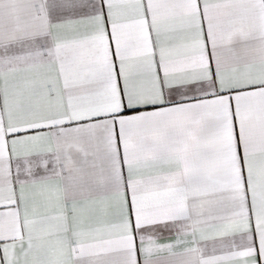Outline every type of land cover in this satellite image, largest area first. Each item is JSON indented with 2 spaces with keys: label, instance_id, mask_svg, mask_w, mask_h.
<instances>
[{
  "label": "snow or ice",
  "instance_id": "6c2138e0",
  "mask_svg": "<svg viewBox=\"0 0 264 264\" xmlns=\"http://www.w3.org/2000/svg\"><path fill=\"white\" fill-rule=\"evenodd\" d=\"M0 264H264V0H0Z\"/></svg>",
  "mask_w": 264,
  "mask_h": 264
}]
</instances>
